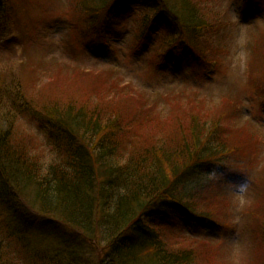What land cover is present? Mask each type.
I'll return each mask as SVG.
<instances>
[{
  "label": "trees",
  "instance_id": "trees-1",
  "mask_svg": "<svg viewBox=\"0 0 264 264\" xmlns=\"http://www.w3.org/2000/svg\"><path fill=\"white\" fill-rule=\"evenodd\" d=\"M97 1L88 8L93 14L103 11L105 39L117 31L118 18L137 17L144 27L140 45L144 52L155 51L151 60L164 73L169 58L181 69L204 62L210 38L222 25L209 0ZM229 1L236 17H250L251 23L264 18V0ZM163 16L170 20L159 26ZM158 30L162 34L155 38ZM117 70L104 73L116 74L110 79L115 89L134 93L130 84L121 85ZM0 73L1 105L10 94L19 101L18 108L11 102L13 110L0 116V264H196L204 255L196 253L197 245L212 241L204 230L214 229L217 237L226 230L198 208L226 170L222 162L227 161L218 157L229 158L233 149L219 121L214 126L212 120L193 121L190 132L182 127L172 133L176 141L153 139L136 149L127 147L128 137V145L132 139L137 144L138 130L159 119L160 93L152 90L140 100L144 105L133 112L134 120L124 115L123 122L98 103H56L38 111L20 92L16 75L7 69ZM18 112L41 126L56 150L47 170L14 136ZM42 217L50 226L38 222ZM31 230L40 243L52 237L54 243L34 247L27 240ZM258 243L264 248V231Z\"/></svg>",
  "mask_w": 264,
  "mask_h": 264
},
{
  "label": "rangeland",
  "instance_id": "rangeland-1",
  "mask_svg": "<svg viewBox=\"0 0 264 264\" xmlns=\"http://www.w3.org/2000/svg\"><path fill=\"white\" fill-rule=\"evenodd\" d=\"M209 1L222 15V25L210 38L204 62L181 69L169 58L164 73L151 60L155 51L144 52L140 45L144 27L135 16L118 18L117 31L106 40L100 23L103 11L93 14L88 8L97 0H5L0 14V71L16 75L20 92L38 111L56 103H75L76 107L98 103L103 112L123 122L124 115H129L133 121V112L144 105L140 100L152 90L160 93L158 111L153 110L159 119L138 130L137 144L132 139L128 145V137L127 147L139 149L166 137L173 142L178 138H172V133L182 127L190 132L193 121L212 120L213 126L219 121L229 131L233 149H228L229 158L218 157L227 161L222 162L226 170L198 208L227 228L219 230L218 237L214 229L204 230L212 241L197 245L196 253L204 255H198L196 264H264V248L258 243L259 232L264 231V18L251 23L250 17L235 16L229 0ZM169 20L160 17L159 26ZM161 34L159 30L153 33L155 38ZM114 67L121 85L130 84L134 93L115 89L110 79L116 74L104 73ZM3 101L0 116L12 111V104L18 108L19 101L12 94ZM20 114L19 123L13 124L14 136L47 170L57 152L41 135V126ZM47 219L38 222L46 228L50 226ZM52 238L43 244H53ZM27 240L39 249L45 247L33 230Z\"/></svg>",
  "mask_w": 264,
  "mask_h": 264
}]
</instances>
